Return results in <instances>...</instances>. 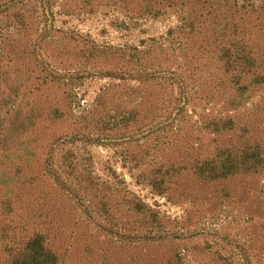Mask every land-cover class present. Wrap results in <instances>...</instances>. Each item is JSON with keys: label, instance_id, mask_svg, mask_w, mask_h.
I'll return each mask as SVG.
<instances>
[{"label": "rangeland", "instance_id": "rangeland-1", "mask_svg": "<svg viewBox=\"0 0 264 264\" xmlns=\"http://www.w3.org/2000/svg\"><path fill=\"white\" fill-rule=\"evenodd\" d=\"M238 12L264 46V0H0V200L52 206L60 264H264V170L224 169L264 160V84L211 39Z\"/></svg>", "mask_w": 264, "mask_h": 264}, {"label": "trees", "instance_id": "trees-1", "mask_svg": "<svg viewBox=\"0 0 264 264\" xmlns=\"http://www.w3.org/2000/svg\"><path fill=\"white\" fill-rule=\"evenodd\" d=\"M228 1L231 0H220L224 5ZM205 17L203 22L206 21L207 14ZM240 19L249 20V17H244V14L238 12L215 22L214 24L219 30L215 34L212 33L211 39L218 42L216 48L220 54L226 51L231 55L235 45L245 47L249 53L246 56L249 64L248 72L253 70L249 84H264V55L260 53V49L264 50V46L260 45L259 39H257L259 29L254 25L242 27ZM258 19L263 20L259 16L256 17V20ZM188 21L190 30L194 35L198 34L194 29L195 20ZM230 23H233L232 28L225 29ZM212 54L215 55V51ZM220 54H216V59L222 60L223 57H226L223 54L220 58ZM230 55L228 57H231ZM228 57L225 58L227 63L230 61ZM258 69L262 71L261 74H257ZM260 157L261 155L256 151L246 160L237 164L233 162L234 166L224 169L231 172L240 171L242 169L239 166L242 165L248 169H258L260 172L264 170V168H260L264 167V160ZM256 159L263 163L258 166L259 162L255 161ZM44 201L43 197L39 200L24 199L20 190H16L12 197L0 200V264H60L58 253L53 245L55 236L52 231L54 227L52 223L55 221L52 215V206L47 205Z\"/></svg>", "mask_w": 264, "mask_h": 264}]
</instances>
